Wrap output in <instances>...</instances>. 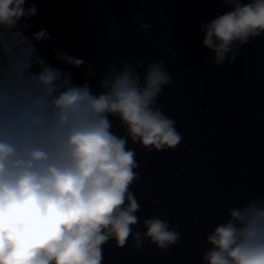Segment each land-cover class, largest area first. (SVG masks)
I'll list each match as a JSON object with an SVG mask.
<instances>
[{"label": "clouds", "instance_id": "1", "mask_svg": "<svg viewBox=\"0 0 264 264\" xmlns=\"http://www.w3.org/2000/svg\"><path fill=\"white\" fill-rule=\"evenodd\" d=\"M25 2L0 0V264H102L101 246L110 239L117 247L130 234L137 248L143 242L130 227L138 210L129 191L138 177L134 152L112 131L109 116L119 117L132 142L146 150L175 148L181 136L174 121L154 107L170 77L157 61L142 85L127 64L119 73L109 68L99 93L77 85L71 72L37 54L33 41L48 34L41 29L29 37L27 26H18L37 13ZM226 2L233 10L203 26V45L215 53L216 67L229 52L235 61L234 42L264 32V0ZM57 59L73 68L84 64L67 53ZM229 213L207 237L212 248L205 264H264V201ZM144 227V238L161 250L179 239L159 218Z\"/></svg>", "mask_w": 264, "mask_h": 264}, {"label": "water", "instance_id": "2", "mask_svg": "<svg viewBox=\"0 0 264 264\" xmlns=\"http://www.w3.org/2000/svg\"><path fill=\"white\" fill-rule=\"evenodd\" d=\"M29 5L36 15L18 26L26 25L29 37L43 29L49 39L33 41L37 54L71 72L77 85L99 93L109 68L119 73L125 64L142 85L157 61L170 77L154 107L174 121L181 136L175 148L146 150L132 142L119 117L109 116L112 131L134 152L138 177L129 191L138 210L130 227L143 242L137 248L130 234L117 247L110 239L101 246L102 264H205L212 248L207 237L231 219L229 209L264 201V32L234 42L235 61L229 52L216 67L215 53L203 45V26L233 10L226 0H26ZM61 53L84 64L64 65ZM153 217L179 234L167 249L143 236L144 221Z\"/></svg>", "mask_w": 264, "mask_h": 264}]
</instances>
